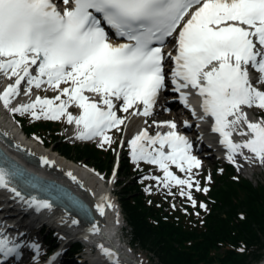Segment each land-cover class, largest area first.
Segmentation results:
<instances>
[{"label":"snow or ice","instance_id":"obj_1","mask_svg":"<svg viewBox=\"0 0 264 264\" xmlns=\"http://www.w3.org/2000/svg\"><path fill=\"white\" fill-rule=\"evenodd\" d=\"M61 3L63 10L55 0H0V71L17 77L0 95L5 107L10 96L19 95L22 81L36 88L46 83L59 91L54 99L60 103L55 109L53 100L37 97L34 103L14 111L23 113L37 105L46 106L51 115L45 113L44 118L60 119L66 115L69 124L82 125L79 139L101 136L105 143H111L106 130L124 123L113 111L114 100L121 101L124 112L138 103L143 106L139 114L151 115L165 87L164 62L168 58L175 64L172 69L175 89L190 86L198 90L203 97V112L215 119L214 131L221 134L222 143L233 153L247 148L264 163V120L251 122L242 110V106L264 109V91L257 86L264 84V0H61ZM194 7L196 10L184 21ZM181 21L184 23L176 37L177 54H165L166 38L176 32ZM105 26L127 42L113 44ZM250 69L257 73L256 83ZM62 83L70 86L61 88ZM27 91L31 92V88ZM86 92L100 99L92 100ZM183 100L187 105L186 95ZM73 105L82 110L78 117L68 112ZM33 115L41 118L35 111ZM240 124H246L252 138L235 144L230 139L232 129ZM166 126L173 130L177 127L174 122H167ZM240 135L248 133L241 131ZM129 143L133 160L158 164L166 178L176 184L187 182L169 172L167 162L176 164L181 171L186 170L183 161L188 163L187 171L200 165L199 160L188 154L191 147L188 140L175 131L155 137L143 131ZM165 147L170 152L166 153ZM5 184V172L0 170V187ZM37 207L51 205L41 201ZM100 211L103 213L102 207ZM19 247L0 236V254L18 255Z\"/></svg>","mask_w":264,"mask_h":264},{"label":"trees","instance_id":"obj_2","mask_svg":"<svg viewBox=\"0 0 264 264\" xmlns=\"http://www.w3.org/2000/svg\"><path fill=\"white\" fill-rule=\"evenodd\" d=\"M55 125L38 122L27 125V131L42 132L64 155L109 172L110 151L104 153L89 144L71 145ZM132 182L121 187L126 220L135 242L161 264H250V255L264 249V182L255 185L217 172L209 195L214 202L206 200L207 211L200 210L201 218L192 211L182 214L163 197L146 194L142 184Z\"/></svg>","mask_w":264,"mask_h":264},{"label":"bare ground","instance_id":"obj_3","mask_svg":"<svg viewBox=\"0 0 264 264\" xmlns=\"http://www.w3.org/2000/svg\"><path fill=\"white\" fill-rule=\"evenodd\" d=\"M170 61L172 60L170 59ZM251 71L252 70L250 69V75L253 81L254 78H256V75H254ZM33 74L38 75V72L34 71ZM8 76H11V72L8 73ZM8 76L0 71V95L3 94L9 85L14 84L17 79L16 76H11V79H9ZM69 86L70 85L63 83L60 85L61 88ZM29 88H31V92L27 91ZM193 91L195 93L198 92L197 89H194ZM58 94V90H53L46 83H43L39 88H36L28 85L26 80L22 81L19 87V95L10 96V103L7 107L4 106L3 100H0V135H4L17 147L32 154L38 164L36 165L37 168H35V170L40 174L51 177L64 185L71 186L75 191L85 196L92 205L95 223L88 224L86 221L76 218L74 215L64 213L62 211L60 212L58 209L50 208H46L44 211L41 210L40 213H37V216L39 217L37 219L40 220L37 221L34 217L25 214L29 212L36 214L34 211L36 208L34 203L23 196L16 195L15 191L6 186L0 187V199L4 202H8V205L12 207L13 210L10 212L11 216L14 214V216L21 215V222L23 224L33 226L36 222L46 221L45 223L51 224L60 232L62 231V234L66 235L68 239H82L86 242H91L96 246H101L100 252L97 253V257L95 258L96 263L119 264L121 255L118 253L114 242L115 239L121 237V233L124 228V215L121 210L120 203L112 196V183L106 184L103 181V178L93 170L63 157L55 148L50 149L44 147V145L35 138H26L24 129H22L16 119L17 111H14V109H18L22 105L34 103L37 97L41 99L53 100L54 103L52 108L55 109L60 103V101H55L54 99ZM85 95L92 100L98 101L100 99V97L93 93L86 92ZM61 99L64 100L67 98L61 97ZM39 106L42 107V105H37L33 111L37 112L39 110ZM101 106L103 107V105ZM43 108L48 115H51V112L46 106H43ZM258 109L259 108L256 107L247 108L242 106V110L247 113L249 121L255 123L261 122V120H258V116L260 115V113L258 114ZM76 110H78L77 113ZM254 110H257V112H254ZM68 112H70L74 117H78L82 114V110L74 105L68 108ZM134 112L135 111H132L131 114ZM139 115V112L136 111L134 117ZM60 118L64 119L67 117L65 115ZM229 119L232 118L229 117ZM120 125L116 127H119ZM72 126L78 128L75 123H73ZM155 127L163 130L169 129L166 124L163 123L157 124ZM235 131L237 132L238 137H240L238 131H244L248 133L250 139L252 138L251 130L247 128L246 124L237 125L234 129H232L233 137L236 135ZM95 137L101 136H94L91 139H94ZM237 152L238 150L235 153L230 151L229 154L234 157L236 161L242 162V158ZM16 156L21 159L19 155ZM243 160L245 161V159ZM168 163L169 162H167V167L169 166ZM182 166L184 168L188 167V163L182 162ZM244 166L245 167H240L242 172H246L247 165L245 164ZM185 181L187 182V180ZM101 207L103 208V213L100 211ZM125 250L127 257L130 258V264H133L136 257L128 253L129 249L126 247ZM108 253H111V255ZM258 264H264V260Z\"/></svg>","mask_w":264,"mask_h":264},{"label":"rangeland","instance_id":"obj_4","mask_svg":"<svg viewBox=\"0 0 264 264\" xmlns=\"http://www.w3.org/2000/svg\"><path fill=\"white\" fill-rule=\"evenodd\" d=\"M77 111L78 110H76V113H77ZM35 113H36V115H39L41 118L36 119L35 116L33 115V112H31V111L23 112V113L20 112L18 115H20L21 117L26 119V121H31V122H35L37 120H50L51 122L56 123V125L54 126V129H56V128L63 129V130H61L63 136L66 137L67 140L71 141L72 144L81 145V144L86 142L85 139H79L78 138V135H79L80 131L82 130V125L79 126L78 128L73 127L72 124H69L67 122V118H64V119H62V118H60V119L44 118L45 109L43 107L40 108V110L38 112H35ZM124 121H125L123 123L124 128L121 129V131L119 128H115V130L112 133L113 135H110L112 137L111 144L107 143L106 145L101 146L102 147L101 149L104 153L110 151V153L112 155V162H113V159L115 161L117 160L116 151L120 150L122 148L123 143L132 137L133 131L140 124V123H136V122H132L131 124H129L130 123L129 118L124 119ZM155 125H156V123L153 120H150L147 126L149 128H155L154 127ZM153 130H156V128ZM238 132L240 134L241 131H238ZM37 134H40L42 136L43 140L47 141L48 143L52 142V139L49 138L48 135L42 134V132L37 133ZM115 138L117 139V141H116V143H113V139H115ZM118 138L120 139L119 141H118ZM54 147H55V149L57 148L56 146H54ZM115 149H116V151L114 152ZM123 152H124V150L122 151V160L120 162L118 174H117V179H118V183H117L118 187L116 189L117 190V198L119 199L120 195L124 194V192H122V190H121V186L124 183L129 182L130 180H133L132 183L135 182L138 184H142L143 185L142 191L145 192L146 194L151 193L150 191H152L153 188L155 187L154 182H153V178H154L153 175L155 173L152 172V168L149 166H143L142 164H139L138 166L135 164L134 165L126 164L127 160L125 159ZM246 158H248V160L250 161V163H248V165H247L246 172H242L241 169H239V168H236V170L235 169H229L228 172L225 173V176L228 175V178H233V176L236 175L239 177V179H249V180L253 181V183L255 185H257L258 182L263 183L264 182V163H262L261 161L259 162L257 160L258 159L257 156L252 152L250 154H248L246 156ZM217 164H219L221 167H223L222 164H224V163H217ZM215 165H216V159L213 158L211 160H207L206 164L202 165V167H198V169L196 170V174H200L201 168L203 169L202 180H203L204 184L208 185V187L212 182L210 179V175L213 172ZM253 171H254V173H253ZM205 174H206V177H205ZM163 175L166 176L165 173ZM208 187L204 188V192H207ZM156 191L161 192L160 188L156 189ZM186 194H187L186 196L189 198L190 195L188 193H186ZM177 195L179 196L180 201H182V202L184 200L186 201V198L184 197V194L181 190H179V193H177ZM197 200H199V201L207 200L210 202L211 201L214 202L213 197L211 198V196H209V198H207V196H203V195L200 196L199 194L197 196ZM170 202H175V198L171 199ZM189 203L192 204V207L195 206L194 201H190ZM175 204L178 205L177 202H175ZM199 204L200 203H198V205ZM200 208H202L203 211H205V209H207V204L202 203ZM129 230H130V234H131L132 229L130 227H129ZM136 252H137V256H138L139 260L142 261L144 264H161L160 260L156 257V255H154L152 252H150L147 249H144L143 247H141L139 245H136ZM254 254L250 255V257H249L248 261L250 262V264H258L264 260V249L262 251H259L258 253L257 252L254 253Z\"/></svg>","mask_w":264,"mask_h":264}]
</instances>
